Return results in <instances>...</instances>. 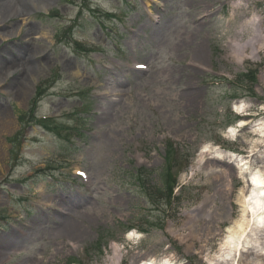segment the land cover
Wrapping results in <instances>:
<instances>
[{
    "label": "rangeland",
    "instance_id": "1",
    "mask_svg": "<svg viewBox=\"0 0 264 264\" xmlns=\"http://www.w3.org/2000/svg\"><path fill=\"white\" fill-rule=\"evenodd\" d=\"M18 1L30 13L0 16V49L42 65L17 95L0 81V264H264V223L223 245L264 177V0Z\"/></svg>",
    "mask_w": 264,
    "mask_h": 264
},
{
    "label": "bare ground",
    "instance_id": "2",
    "mask_svg": "<svg viewBox=\"0 0 264 264\" xmlns=\"http://www.w3.org/2000/svg\"><path fill=\"white\" fill-rule=\"evenodd\" d=\"M13 2L15 4H13ZM10 11L23 16H28L30 13L27 7H22V4L20 5L18 0H0V16L5 17L10 13ZM33 27L34 26L31 23L29 29L32 30ZM28 46L29 45L21 42H15L11 49H8L6 53L7 55H5L4 50L0 49V78L2 79L0 81L5 83L4 89H12L13 87L10 88V86L18 83V85L14 87V89H16V95L25 84V81L20 80L22 79V76L24 74L30 75V72H27V69L33 66L39 67L42 65L40 64L42 59L36 61L32 57L34 54L31 53ZM30 54H32V56ZM9 73H11L10 77ZM120 79L118 82L122 81ZM6 113V108L3 105H0V121H3L6 118ZM7 126H9L8 120L4 128ZM263 193L264 177L256 171L250 175L249 189L240 201L241 204H243V206H241V217L238 221L232 224L231 228H229L228 234L224 237V246H233L235 251H237L240 247H244V244L249 243V241L247 238L242 241V236L246 232L250 222L254 219V221L258 224L264 223ZM246 213H248V216ZM68 219V217L62 216V226L65 227V225H67V227L70 229L72 228V231H74L75 227L73 228V226H71L72 222H69Z\"/></svg>",
    "mask_w": 264,
    "mask_h": 264
},
{
    "label": "trees",
    "instance_id": "3",
    "mask_svg": "<svg viewBox=\"0 0 264 264\" xmlns=\"http://www.w3.org/2000/svg\"><path fill=\"white\" fill-rule=\"evenodd\" d=\"M237 80L241 81V83H244V80H247V83L249 85H253V83L255 82V76L254 73L249 71L248 73L245 74H239L236 77ZM33 103H36V100H34ZM27 112H23L20 111L18 112V118L20 123L22 124L24 122V119L26 117ZM30 122H35L36 124L40 125L43 129H47V130H51V129H56L58 128L57 124H53V126H49L51 123H53L50 120H37L35 119V117H33L31 120H29ZM166 165L163 169V172L160 174L159 176V184H157V182L154 183V189H156V195L160 196V198H164V199H169L171 196V184L169 183L171 181V177L172 175L170 174L172 171V167L174 166V160L172 159V150L170 147H168V150L166 151ZM172 166V167H171ZM144 172L143 176H141V185H144V180L146 181H151L148 175V170H145L142 168ZM98 246V245H97ZM99 248V246H98ZM67 264H82V262H80L79 260H77L76 258H72Z\"/></svg>",
    "mask_w": 264,
    "mask_h": 264
}]
</instances>
